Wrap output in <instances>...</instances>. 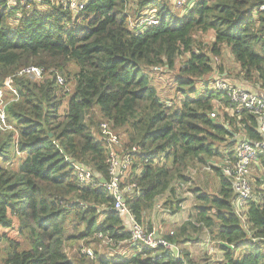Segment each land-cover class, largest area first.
<instances>
[{
	"label": "trees",
	"instance_id": "obj_1",
	"mask_svg": "<svg viewBox=\"0 0 264 264\" xmlns=\"http://www.w3.org/2000/svg\"><path fill=\"white\" fill-rule=\"evenodd\" d=\"M41 1L26 10L0 0L1 81L13 76L18 90L7 106L16 131L0 129V227H18L28 245L4 233L9 247L0 264H201L180 247L175 232L164 237L180 247V256L136 244L129 256L108 258L95 251L94 257H70V242L130 239L110 192L82 184L77 163L109 179L97 119L111 123L119 137L116 130L123 129L125 150H139L127 178L139 189L125 198L141 223L157 197L173 191L176 181L188 180L189 169L209 165L213 158L235 163L241 139H262L258 117L248 109L233 112L229 93L209 88L206 80L221 76L215 58L226 47L247 81L264 84V0H196L180 18L170 0H139L137 16L152 8L160 23L138 33L123 10L132 0H88L79 16L62 4ZM198 31L214 33L210 52L200 45L195 49ZM183 54L188 59L176 75L183 96L178 105L169 104L143 67L173 69ZM71 63L78 70L69 94L54 72L71 75ZM29 66L43 67L45 77L16 75ZM217 104L226 107L229 127L211 116ZM260 158L264 168V154ZM222 167H214L217 194H198L201 205L190 225L197 230L200 223L218 241L225 264H264V179L257 180L258 196L243 221L233 204V182ZM185 231L186 226L180 228L181 235Z\"/></svg>",
	"mask_w": 264,
	"mask_h": 264
},
{
	"label": "built area",
	"instance_id": "obj_2",
	"mask_svg": "<svg viewBox=\"0 0 264 264\" xmlns=\"http://www.w3.org/2000/svg\"><path fill=\"white\" fill-rule=\"evenodd\" d=\"M9 6L20 7L21 9L32 10L35 5L41 3V0H6ZM52 3L62 4L69 9L74 16H79L83 13L88 0H51ZM174 10L186 12L194 6L196 0H174ZM264 10V5L261 6ZM175 12V11H174ZM160 16L155 9H147L137 18L131 21L130 28L136 33L142 32L150 26L158 25ZM218 63V58H215V63ZM155 71L162 69L161 67H153ZM46 70L43 67L29 66L22 69L16 75L38 80L43 78ZM216 74V73H215ZM54 77L56 82L65 86L66 79L60 72L55 71ZM15 79L13 76L8 77L5 81H1L0 75V129L3 132L16 131L15 126L9 122L7 114V96L11 95L13 100L18 96V90L14 86ZM209 88L217 89L229 93L233 106L232 111L241 112L243 109H248L258 117L259 132L262 139L247 140L241 139L237 146V161L235 163L227 162L222 167L224 174L233 182L235 197L233 204L237 214L245 221L246 211L251 201H254L258 194L254 189V183L260 178L264 179L263 162L260 155L264 154V91L251 90L243 85H234L230 81L222 78H216L210 81ZM213 118L218 114L213 112ZM109 122L101 123L103 131L102 139L107 148V162L109 164L110 178L102 180V176L88 165H79L78 178L82 184H94L101 186L104 190L110 192L114 199L113 209L122 218L125 226L130 231L129 244L139 245L147 249H153L155 252L160 250L170 251L174 256H180V247L164 236H159L155 231L148 229L141 223L133 211L126 203L125 195L130 191L139 189L136 183L127 182V178L133 170L134 156L139 152L138 148L132 147L130 150H125L122 139L112 131ZM17 138V133H16ZM256 173V174H255ZM126 181V182H124ZM263 188V187H261ZM174 231L171 232L173 234ZM99 237H102L100 235ZM106 242V241H104ZM141 249V248H140ZM92 256L91 249H86Z\"/></svg>",
	"mask_w": 264,
	"mask_h": 264
},
{
	"label": "rangeland",
	"instance_id": "obj_3",
	"mask_svg": "<svg viewBox=\"0 0 264 264\" xmlns=\"http://www.w3.org/2000/svg\"><path fill=\"white\" fill-rule=\"evenodd\" d=\"M170 2L172 10L175 11L178 18H180L182 16V14H180L182 13V11L180 9L174 10L175 2L174 0H170ZM138 3L139 0H132L131 2L127 3L125 7L123 6V10L129 13L131 21L138 17L136 12V9L139 5ZM17 17L19 18L21 17V15L18 14ZM195 39L197 41L195 49H198V45H200V48H204L205 50L210 52V48L215 41V36L212 31H209L207 33L198 31L195 33ZM223 48L224 50L222 55H220L218 58L216 69L219 70L220 66L221 73L227 71V75L218 76L217 74H213L210 76L211 80L209 79V77L206 80L207 85L209 81H212L216 78L226 79L234 85H241L243 83H246L245 81L247 80L244 77V73L241 72L240 65L237 64L234 57L229 54V49L226 47ZM187 59V54L179 56L177 59L176 67L173 69L169 67H163V69L155 71L152 69L153 67H143V71L149 75L152 84L156 87L159 95L162 97V100L167 101L169 104L175 103L178 105L182 99L183 94L180 89H178L176 75H178L179 68ZM69 69L71 75L68 76L67 74H64V72L60 70L58 71L60 72V74L64 75L66 79L64 88L65 91L70 94L74 89V74L77 72L78 68L71 63ZM43 78L39 80H42ZM249 83L251 86H248L247 83L246 86L251 90H255L254 88H257L258 85L259 89H264V86L263 88H261V86L264 85L262 83H259L256 86L254 85V83ZM253 86L254 88H252ZM198 91L203 90L199 89ZM7 101H13V97L11 95H8ZM65 105L66 101L63 104V107ZM216 106V113L219 114V121L229 127L226 121L229 116L228 112L226 111V107L223 104H217ZM97 121L100 124L106 122L104 120L102 121V119L100 118H98ZM93 131L97 137V128L94 127ZM116 131L120 135L123 143L128 142V136L124 133L123 129H118ZM17 158H19V156ZM226 163L227 162H224L220 158H213L209 160V165H198L189 169L185 172V176L188 179L187 181H176L173 184L172 189L175 188L173 191H167L161 196L157 197L154 200L153 205L144 212L145 219H143V223L148 229L150 228V230L155 231L159 236H165L174 231L177 234L176 240L179 242L180 247L183 250L188 251L190 257L196 263L225 264L227 261L223 255V252L218 246V241L214 240L212 235L206 228H204V226H201V224L198 223L197 227L199 228V230L198 228L197 230H195L190 225V223H194L197 207L201 205V201L198 199V194H217L218 180L214 167H222L226 165ZM137 168V171H141L142 165L138 164ZM197 187L199 188V191L195 190ZM254 189L255 191H257L258 189L257 182L254 183ZM183 226H186V231L181 235L180 228ZM169 227L171 230L166 231L165 229ZM4 233L8 236L9 239L22 242L23 247L28 246L25 240L19 235L18 227H15L13 229H5L3 227H0V259L6 254V251L9 247V241H7L6 238L4 239L2 237ZM186 237H191L193 240L184 243L183 241ZM134 247L135 246L130 245L128 242L106 243L104 241L91 240V242L87 244L85 241L79 240L77 242L68 243L66 251L72 258L75 257V255L80 254H86L89 257H94L95 251H98L108 258H114L116 256H129L133 254L135 250ZM86 249H91L92 251H94L92 252V256H90L88 252L85 253ZM262 249L264 251V246Z\"/></svg>",
	"mask_w": 264,
	"mask_h": 264
},
{
	"label": "crops",
	"instance_id": "obj_4",
	"mask_svg": "<svg viewBox=\"0 0 264 264\" xmlns=\"http://www.w3.org/2000/svg\"><path fill=\"white\" fill-rule=\"evenodd\" d=\"M227 51H228V50H227ZM229 54L232 56V54L230 53V51H229ZM226 72H227V71L222 72V73H221V76L227 75ZM245 82L248 84V86H251L249 82H247V81H245ZM246 83H243V84H241V85L247 87V86H246ZM247 88H249V87H247ZM252 88H254V86H253ZM256 90H258V91H263V90H261V89H259V88H256ZM162 208H163V207H162ZM165 230H166V231H169V230H171V229H170V227H169V228H166Z\"/></svg>",
	"mask_w": 264,
	"mask_h": 264
}]
</instances>
